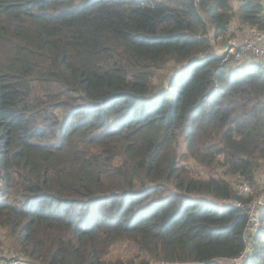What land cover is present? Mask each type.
<instances>
[{
  "label": "trees",
  "instance_id": "obj_1",
  "mask_svg": "<svg viewBox=\"0 0 264 264\" xmlns=\"http://www.w3.org/2000/svg\"><path fill=\"white\" fill-rule=\"evenodd\" d=\"M232 9L0 0V228L18 254L33 264H225L244 251L247 213L233 203L251 198L222 176L252 183L264 160V65L234 64L212 39L235 16L264 29V15L261 0ZM180 140L207 178L179 164ZM263 215L241 264H264ZM120 242L132 253L109 260Z\"/></svg>",
  "mask_w": 264,
  "mask_h": 264
},
{
  "label": "built area",
  "instance_id": "obj_2",
  "mask_svg": "<svg viewBox=\"0 0 264 264\" xmlns=\"http://www.w3.org/2000/svg\"><path fill=\"white\" fill-rule=\"evenodd\" d=\"M262 13L264 15V0H261ZM231 56L237 64L257 62L264 65V29L252 28L245 31L237 39H229L224 51ZM236 191L243 197L251 198L244 203L235 200L233 205L246 211L247 223L243 231L245 247L244 251L236 258L229 260L226 264H241L251 246V235L259 226V218L264 209V190L257 196H251L254 188L249 181H241L235 187ZM252 189V190H251ZM0 264H32L25 257L0 258Z\"/></svg>",
  "mask_w": 264,
  "mask_h": 264
},
{
  "label": "rangeland",
  "instance_id": "obj_3",
  "mask_svg": "<svg viewBox=\"0 0 264 264\" xmlns=\"http://www.w3.org/2000/svg\"><path fill=\"white\" fill-rule=\"evenodd\" d=\"M236 1H241V0H236ZM231 2L234 4L233 0H231ZM237 7H238L237 4H234L232 6L233 13L236 11ZM246 30H248L247 26L238 24L236 20V16L233 17L232 22H230L228 25L226 34L224 36L216 37L212 39L214 52L217 54L224 53L228 44V40L232 38L237 39L239 36H242V34H244ZM212 35L213 34L211 33V36ZM234 64L237 63L234 62ZM171 70H172L171 66L168 64L167 67L165 69L160 70L158 74L162 78L164 76H167L168 73L171 72ZM178 153L180 154L179 164L189 175L195 177L199 176L205 179L209 174H211L212 171L210 170V168H204L199 164L195 163L192 159L184 155L185 144L182 140L179 141ZM217 173L222 174L220 170H218ZM218 174L215 177L219 176ZM222 177L226 181H228L229 184L233 187H235L241 181H245V179L241 178L240 175H232V176L223 175ZM252 180L253 181L251 183V186L254 188V190L251 196H257L264 190V160L257 162V166L255 167V170L253 172ZM262 226L264 227V215L262 220ZM14 246H15L14 241L11 238H8L5 231L0 228V258L22 257L23 255L18 254ZM131 253L132 251L128 249L127 244L120 242L115 244L111 248V251L108 254V259L114 261L117 258H127L129 257L128 254Z\"/></svg>",
  "mask_w": 264,
  "mask_h": 264
},
{
  "label": "crops",
  "instance_id": "obj_4",
  "mask_svg": "<svg viewBox=\"0 0 264 264\" xmlns=\"http://www.w3.org/2000/svg\"><path fill=\"white\" fill-rule=\"evenodd\" d=\"M234 4H237V6L241 3V1H236V0H233ZM232 2H231V6L234 5Z\"/></svg>",
  "mask_w": 264,
  "mask_h": 264
}]
</instances>
